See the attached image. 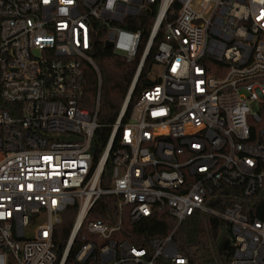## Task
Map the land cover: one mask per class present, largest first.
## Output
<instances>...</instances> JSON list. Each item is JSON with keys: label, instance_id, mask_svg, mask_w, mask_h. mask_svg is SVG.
Listing matches in <instances>:
<instances>
[{"label": "built area", "instance_id": "obj_1", "mask_svg": "<svg viewBox=\"0 0 264 264\" xmlns=\"http://www.w3.org/2000/svg\"><path fill=\"white\" fill-rule=\"evenodd\" d=\"M153 5L95 161L100 91L94 110L81 104L89 71L101 86L97 37L133 60L142 31L120 23ZM153 48L148 74L154 64L162 73L147 74L127 114ZM263 103L264 0H0V264H189L173 235L194 213L229 228V264H264V221L216 196L231 188L250 198L264 187V142L251 133ZM104 195L120 197L116 220L87 219ZM71 207L70 233L57 243ZM163 211L175 221L168 235L119 236L125 216L135 225Z\"/></svg>", "mask_w": 264, "mask_h": 264}, {"label": "trees", "instance_id": "obj_2", "mask_svg": "<svg viewBox=\"0 0 264 264\" xmlns=\"http://www.w3.org/2000/svg\"><path fill=\"white\" fill-rule=\"evenodd\" d=\"M155 12L156 7L153 5L150 9L135 16L132 24H127L125 21L120 23L121 27L133 31H142L140 51L131 61H127L124 57L113 53L111 48H106L104 45V34H100L97 37L94 59L101 75V86L98 88L94 71H89L85 85V97L81 104L91 111L94 110L96 95L100 91V103L97 113V121L100 127L96 130L93 138V144L96 147L95 161H97L108 140L111 125L114 123L126 97ZM158 40L159 38L155 40L154 45H156ZM153 53L154 48L148 56L139 76L127 114L130 112L138 94L149 85L147 84L149 82L147 74L152 64ZM259 114L261 121L251 124V133L255 140L264 142V103L259 108ZM102 182L104 186H108L110 182L109 163L105 166ZM216 196L223 197V205L229 201L240 202L244 205V211L247 214L264 221V187L250 198L243 197L239 191L231 188H220L216 191ZM119 199L120 197L117 195L101 196L89 211L87 219H101L106 222H114L118 214L117 203ZM76 212V208L71 207L62 214V222L56 226L57 243L64 242L63 240H66L68 237ZM174 226L175 221L166 211L144 218L135 225H130L125 216L124 229L119 236L137 243L142 238L150 239L166 236L173 230ZM223 227H226V224L215 217L194 213L184 220L175 231L173 235L174 243L177 249L188 258L189 264H229L233 254L229 228L225 231L221 242L217 241Z\"/></svg>", "mask_w": 264, "mask_h": 264}, {"label": "rangeland", "instance_id": "obj_3", "mask_svg": "<svg viewBox=\"0 0 264 264\" xmlns=\"http://www.w3.org/2000/svg\"><path fill=\"white\" fill-rule=\"evenodd\" d=\"M161 73H162V66L157 65V64H154V65L151 67V70H150V72H149V74H148V78H149L150 80H152V79H154V78L160 76Z\"/></svg>", "mask_w": 264, "mask_h": 264}, {"label": "water", "instance_id": "obj_4", "mask_svg": "<svg viewBox=\"0 0 264 264\" xmlns=\"http://www.w3.org/2000/svg\"><path fill=\"white\" fill-rule=\"evenodd\" d=\"M110 46H111V42H110V41L105 42V47H106V48H109ZM93 54H94V53H93ZM92 151H94V148H92ZM224 233H225V227H223V228L221 229V232H220V234H219V236H218V239H217L218 242H221V240H222V238H223V236H224Z\"/></svg>", "mask_w": 264, "mask_h": 264}]
</instances>
